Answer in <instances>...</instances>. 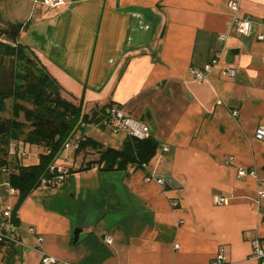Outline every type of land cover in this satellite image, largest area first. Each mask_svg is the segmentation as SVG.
<instances>
[{
    "label": "crops",
    "instance_id": "crops-1",
    "mask_svg": "<svg viewBox=\"0 0 264 264\" xmlns=\"http://www.w3.org/2000/svg\"><path fill=\"white\" fill-rule=\"evenodd\" d=\"M62 1L33 0L29 19L13 22L26 23L19 42L84 113L117 107L148 127L158 150L143 169L108 173H76L82 157L62 153L55 165L68 174L19 206L22 246L0 245V264H41L34 235L64 264H211L219 251L224 264H259L250 241L264 249V143L254 139L264 128V0H236L247 37L230 25L229 0ZM217 54L203 79L189 75ZM94 131L83 134L109 147ZM24 155L23 166L37 164ZM16 199L0 174V205L12 210Z\"/></svg>",
    "mask_w": 264,
    "mask_h": 264
},
{
    "label": "trees",
    "instance_id": "trees-1",
    "mask_svg": "<svg viewBox=\"0 0 264 264\" xmlns=\"http://www.w3.org/2000/svg\"><path fill=\"white\" fill-rule=\"evenodd\" d=\"M25 26L26 23H2L0 19V174L5 175L7 187L17 197L11 210L15 225L19 206L42 180L54 176L50 167L62 168L65 179L68 173L55 162L75 136L79 138L74 158L81 156L83 160L76 173L143 169L158 150V143L150 135L144 139L126 136L118 148L103 147L85 137L86 127L105 128V111L111 105L84 113L82 99H67L37 56L19 42ZM20 145L42 150L36 165L21 164L24 151L19 153ZM90 152L96 157L85 161Z\"/></svg>",
    "mask_w": 264,
    "mask_h": 264
},
{
    "label": "built area",
    "instance_id": "built-area-1",
    "mask_svg": "<svg viewBox=\"0 0 264 264\" xmlns=\"http://www.w3.org/2000/svg\"><path fill=\"white\" fill-rule=\"evenodd\" d=\"M40 4L48 7L58 8L63 5L62 0H39ZM227 10L230 13V25L232 28H234L235 32L243 37H247L251 33L252 24L248 17L240 16L239 15V4L236 0H229L227 2ZM218 40L222 43L225 42V36L220 35L218 37ZM258 41L263 40V36L259 35L257 36ZM220 58V55L217 54L213 59H211L210 62L206 63L199 69H191L189 70V75L193 77L196 80L203 79L204 75L207 74L213 67H216L218 64V60ZM222 76L227 78H234L235 77V70L233 69H223L221 71ZM235 115V112L232 113ZM105 120H104V127L110 128V130L113 133L117 132H124L126 136H130L133 138L138 139H144L149 136V129L148 127L142 123L139 120L133 119L128 114H126L124 111L117 107H108L105 111ZM79 136H75L72 141L65 144L63 148V153L69 150H74L77 146V140ZM254 139L264 143V128H257L254 132ZM163 152H166V149H162ZM50 173L54 176L52 179L49 180H42L40 183V186L43 187H56L60 185L64 181V175L63 170L60 167L52 166L50 167ZM245 175H251L255 176V173L253 171L245 172V171H238V176L243 177ZM150 178H146L145 181H149ZM157 184H162L161 180H156ZM260 199H264V192H258L257 193V201ZM216 201L220 204L226 203V200L223 198H217ZM17 230L18 227L13 224L12 222V216H11V210L9 208H6L2 213L0 217V245L2 244H12L17 246H22L20 243L18 236H17ZM32 234V232L30 231ZM34 241H35V249L40 254V263L41 264H64L60 262L59 260L47 256L43 249H42V243L43 239L40 236L34 235ZM105 244L110 245L112 243V240L110 237L104 238ZM250 247H251V254L250 259L257 261L259 264H264V249H261L258 246V243L256 240L250 241ZM175 249H177V246H175ZM211 264H224V259L219 251L214 259V261Z\"/></svg>",
    "mask_w": 264,
    "mask_h": 264
},
{
    "label": "rangeland",
    "instance_id": "rangeland-1",
    "mask_svg": "<svg viewBox=\"0 0 264 264\" xmlns=\"http://www.w3.org/2000/svg\"><path fill=\"white\" fill-rule=\"evenodd\" d=\"M33 5V0H0V19L2 23H7V22H15V21H19V22H23V20L30 16H28V12H30V8ZM9 102H7L8 104ZM92 131H94V129H92L91 127H89ZM110 131V133L112 134L113 132L110 130V128L108 129ZM108 131V132H109ZM93 134L95 135V137H98L99 141L104 142L106 145H108L109 147H113V148H118L120 146L119 144V138L121 137V135H123L124 133L121 132L118 137H115V139H112V137H110V134L104 131H94ZM115 134V133H114ZM22 146V145H20ZM25 155L23 157V164L24 165H29L34 163L37 158H38V153L40 152L38 150L37 147H33V146H26L25 147ZM23 151V146L21 147L19 153H21ZM36 165V164H35ZM4 178V176H2ZM6 204L5 205H0V212L3 209H6Z\"/></svg>",
    "mask_w": 264,
    "mask_h": 264
},
{
    "label": "water",
    "instance_id": "water-1",
    "mask_svg": "<svg viewBox=\"0 0 264 264\" xmlns=\"http://www.w3.org/2000/svg\"><path fill=\"white\" fill-rule=\"evenodd\" d=\"M77 235H78V231H75V232L73 233V236H74L73 241H74V242L77 241Z\"/></svg>",
    "mask_w": 264,
    "mask_h": 264
}]
</instances>
